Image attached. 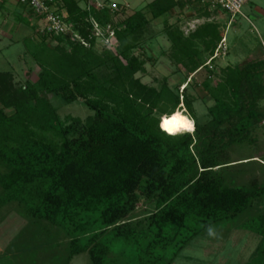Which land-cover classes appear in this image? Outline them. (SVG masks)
<instances>
[{"label": "trees", "instance_id": "16d2710c", "mask_svg": "<svg viewBox=\"0 0 264 264\" xmlns=\"http://www.w3.org/2000/svg\"><path fill=\"white\" fill-rule=\"evenodd\" d=\"M194 1L153 0L146 9L157 19ZM55 2L85 44L37 30L28 52L37 80L16 85L12 72L0 71V223L10 208L25 221L20 241L67 243L63 264L82 253L92 264H171L194 238L264 195L257 178L238 182L228 156L231 145L253 141L264 120V61L206 82L213 104L202 121L165 82L156 88L135 76L145 71L131 54L149 24L143 10L115 23V13L94 3ZM209 6L202 17L210 18ZM91 18L115 27L114 48H97ZM219 29L215 21L187 36L170 28L176 65L195 72L204 64L197 43L212 56ZM51 98L81 101L91 114L62 118ZM182 108L195 130L169 136L158 121Z\"/></svg>", "mask_w": 264, "mask_h": 264}, {"label": "rangeland", "instance_id": "374dc122", "mask_svg": "<svg viewBox=\"0 0 264 264\" xmlns=\"http://www.w3.org/2000/svg\"><path fill=\"white\" fill-rule=\"evenodd\" d=\"M78 1L83 7L93 3L97 6V2L118 4V11L113 16L115 23L126 19L136 11L143 10L149 18V24L131 54L144 62L145 71L135 76L140 78L144 84L156 88H160L165 82L170 89L178 91L192 102L193 113L202 121L208 118L207 110L213 104L204 87L205 83L208 81L214 83L221 77L225 68L234 67L236 62L245 63L248 58H264V43L259 41L260 37L264 38V15L261 12H253L257 4H262L260 9L264 11V0H250V6L244 4L243 17L239 15L230 27L229 23L224 24L226 18L222 17L221 23L219 22V34L221 38L226 37V53L211 60L213 55L210 56L204 51L203 45L198 42V51L204 64L193 73L176 65L172 59L171 42L167 31L178 27L187 36L193 32L187 22L192 23L195 29L204 22H217L215 16L220 15L217 10L211 9L210 18L202 17L205 3L196 0L171 10L165 16L153 19L146 9L147 4L153 0ZM2 35L3 33L0 32V40L3 38ZM97 48L102 49L100 41H97ZM31 49H33L31 39L16 43H10L7 40L0 41V71L12 72L16 85L37 80L40 69L29 56L28 52ZM262 81L264 84V79ZM51 101L62 118L73 116L84 119L91 114L81 101L69 104H64L60 98H51ZM260 105L264 107V97ZM180 112L191 118L186 113V109L182 108ZM257 135L259 139L256 142L243 141L231 145L228 149V156L233 159L250 155L264 158V124L257 130ZM238 170V173H257L259 183L264 186V168H261L254 160L247 165L240 166ZM138 207L143 209L144 204L140 202ZM9 209L2 210L3 214L8 213V215L4 216L0 223V245H4L2 247L4 253L9 257H14L12 264H63L68 253L67 243L52 238L46 246L37 248L33 242L20 241L21 236L19 235L25 226V221ZM211 229L213 234L210 235L208 230L202 236L194 238L179 252L171 264H264V195L254 200L245 212ZM233 234H239L236 241L228 237ZM218 239L220 241H217ZM23 245L28 249L21 250L25 249ZM69 264H92V262L87 253H82L76 255Z\"/></svg>", "mask_w": 264, "mask_h": 264}, {"label": "crops", "instance_id": "0c3cea01", "mask_svg": "<svg viewBox=\"0 0 264 264\" xmlns=\"http://www.w3.org/2000/svg\"><path fill=\"white\" fill-rule=\"evenodd\" d=\"M205 3H210L211 0H201ZM251 2L250 0H248L245 5H249ZM261 5L262 4H257V6L254 7L253 12L254 13H260L262 15H264V11L261 10ZM250 6V5H249ZM211 9H215L217 10V12H220V15L215 16V19L217 20V22H220V20H222L223 16L226 18V20L224 21V24H228L229 23V27L231 25H233V23L235 22V20L238 18V16L234 17L232 20H230V17L227 13H225L224 11L218 9V8H211V6H209V11H211ZM250 9V8H249ZM251 11V9H250ZM241 17H243V13L242 15H240ZM197 21V20H195ZM194 22V21H192ZM38 20L35 17V15L33 14V12L31 11V9L24 3H22L20 0H0V26L2 28H0V32L3 33L2 35V40H7L10 43H16V42H26L27 40H33L36 35L35 32L37 31L38 28ZM187 25H189L190 29L192 31H194L195 26H193L192 23L187 22ZM186 28V26H185ZM0 40V41H2ZM260 42L264 43V38L260 37ZM264 61L263 57L260 58H248L245 61L246 62H250V61ZM218 62V60H217ZM245 62V63H246ZM244 62H236L234 64V66L243 64ZM230 65V64H229ZM262 79H264V70H263V75H262ZM264 124V120L261 121L259 123V125L257 126L254 135H253V141L250 142H256L258 141V135H257V130H259L261 127H263ZM252 160H254V162H256L259 166H261V168H264V158L258 156V155H250V156H245V157H241V158H230V161H232L233 163H231V165H235V169L233 170L235 176L237 177V180L239 183H244L247 184L245 182H247V180H250L251 178H257L258 181L259 180V176L257 173H238V169L240 168L241 165H247L248 163L252 162ZM249 182V181H248ZM228 237H231V239H233L234 241H236L239 237V234H233V235H229ZM217 241H220V239H218ZM1 246V245H0ZM4 247V245H2L0 248ZM5 247L7 248V246L5 245ZM5 248V249H6ZM14 257H9V255H7L6 253H4L3 248L0 249V264H12ZM71 262V261H70ZM69 262V263H70Z\"/></svg>", "mask_w": 264, "mask_h": 264}, {"label": "built area", "instance_id": "2783aa9c", "mask_svg": "<svg viewBox=\"0 0 264 264\" xmlns=\"http://www.w3.org/2000/svg\"><path fill=\"white\" fill-rule=\"evenodd\" d=\"M26 4L38 20V32L40 34H64L70 35L73 40L85 44L84 39L74 31L67 22L68 14L60 10L55 0H20ZM248 0H211V8H218L227 13L232 20L238 15H242V7ZM203 2V1H202ZM98 8H108L112 13L118 11V4L97 2ZM93 35L101 44L108 48L117 45L116 29L111 23L100 25L91 18ZM226 37L223 36L216 47L211 60L226 53Z\"/></svg>", "mask_w": 264, "mask_h": 264}, {"label": "clouds", "instance_id": "9594fccd", "mask_svg": "<svg viewBox=\"0 0 264 264\" xmlns=\"http://www.w3.org/2000/svg\"><path fill=\"white\" fill-rule=\"evenodd\" d=\"M157 126L169 136H176L195 130V122L179 110L171 111L168 115L161 117ZM209 234H213L211 228H209Z\"/></svg>", "mask_w": 264, "mask_h": 264}, {"label": "bare ground", "instance_id": "6f19581e", "mask_svg": "<svg viewBox=\"0 0 264 264\" xmlns=\"http://www.w3.org/2000/svg\"><path fill=\"white\" fill-rule=\"evenodd\" d=\"M191 120H193L192 118H190ZM190 133V132H189Z\"/></svg>", "mask_w": 264, "mask_h": 264}]
</instances>
